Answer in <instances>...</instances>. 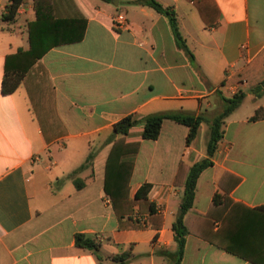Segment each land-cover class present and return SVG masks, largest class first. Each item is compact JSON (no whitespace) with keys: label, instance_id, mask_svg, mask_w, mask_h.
Masks as SVG:
<instances>
[{"label":"crops","instance_id":"obj_1","mask_svg":"<svg viewBox=\"0 0 264 264\" xmlns=\"http://www.w3.org/2000/svg\"><path fill=\"white\" fill-rule=\"evenodd\" d=\"M157 1L174 12L193 60L176 45L168 17L138 0H55L57 14L83 17L86 26L81 41L54 46L39 59L58 119L45 124L46 135L25 84L8 94L1 90L6 56L29 46L33 0L18 6L14 20L0 22V264H113L123 251L131 254L124 264H170L171 225L182 196L173 180L179 162L206 156L208 126L201 123L186 144L188 127L170 119L155 140L142 138V124L112 138L113 125L128 114L208 117L220 107V95L239 90L245 97L225 118L213 164L197 179L193 208L208 211L213 195L223 191L224 173L225 187L227 173L240 178L229 192L236 205L214 210L225 221L220 231L215 219L213 241L186 237L180 264L264 260V94L250 91L264 77V0H205L203 18L190 0ZM9 2L0 0V15ZM118 13L126 17L123 28L114 27ZM258 109L261 116L251 120ZM89 153L91 164L70 176ZM108 158L113 168L132 161L129 198L151 184L148 196L163 217L161 228L120 225L104 190ZM77 233L100 242V260L75 244Z\"/></svg>","mask_w":264,"mask_h":264},{"label":"trees","instance_id":"obj_2","mask_svg":"<svg viewBox=\"0 0 264 264\" xmlns=\"http://www.w3.org/2000/svg\"><path fill=\"white\" fill-rule=\"evenodd\" d=\"M26 0H10L6 7V13L0 15V22H11L16 16L18 6ZM199 9L203 18L201 5L205 0H190ZM35 18L26 24V33L28 40L27 49H18L14 54L7 55L4 64V73L1 81V90L4 94L11 93L23 83L25 84L31 103L32 110L45 133V124L49 121L57 122L58 119L54 109V89L48 78L47 71L39 62V59L50 48L65 43L81 41L84 37L86 19L83 17H62L57 14L55 0H33ZM139 4L152 7L155 11L162 13L168 17L171 31L178 48L182 49L193 60V55L182 37L177 19L172 10L163 7L157 0H138ZM250 91L257 97L264 94V77L257 84L250 88ZM245 93L241 90L235 92L230 97L220 95L221 105L211 116L205 113L190 114L183 112H158L137 117L128 114L121 117L113 125V135L124 137L129 130L142 124V138L148 140L157 139L161 125L164 119H170L188 127L185 142L190 144L197 136L201 123L205 122L208 126V139L206 142V156L193 164L179 162L176 175L173 180L175 186L182 187V196L179 202L178 213L172 222L171 229L173 231L174 250L169 254L170 264H180L186 237L189 234L197 235L208 241H213L209 236L212 232L215 219H219L222 225L220 231H223L224 217H216L214 210L222 207L225 208L229 202L236 205L229 197V192L240 178L227 173L231 178V183L225 187L222 183L223 176L219 180V186L222 192H216L211 200L210 207L205 214L197 213L193 208L196 183L199 175L206 168L212 166V157L215 153L219 141L223 137V126L225 118L232 113L242 102ZM261 109L256 110L255 114L250 118L255 120L261 116ZM47 140V138H46ZM92 153H89L84 163L76 168L69 175L81 171L91 164ZM132 161L123 162L113 168V164L109 161L105 163L104 170V190L111 200L112 209L121 226L126 225L133 228H161L163 225V217L158 213L157 207L150 200L148 194L151 184L143 183L129 198L128 181L131 174ZM77 188L81 187V183L75 181ZM136 207V218L132 219L133 208ZM127 217L126 221L123 219ZM142 217V218H141ZM213 234V233H212ZM75 244L83 249L92 251L98 260L100 242L94 237L77 233L75 234ZM219 245V244H217ZM229 251L242 255L240 251L233 248H225ZM131 254L123 251L113 256V264H124ZM257 264H264L263 258H249Z\"/></svg>","mask_w":264,"mask_h":264},{"label":"built area","instance_id":"obj_3","mask_svg":"<svg viewBox=\"0 0 264 264\" xmlns=\"http://www.w3.org/2000/svg\"><path fill=\"white\" fill-rule=\"evenodd\" d=\"M115 28H123L126 26V17L123 13H118L113 20Z\"/></svg>","mask_w":264,"mask_h":264},{"label":"rangeland","instance_id":"obj_4","mask_svg":"<svg viewBox=\"0 0 264 264\" xmlns=\"http://www.w3.org/2000/svg\"><path fill=\"white\" fill-rule=\"evenodd\" d=\"M181 35H182V34H181ZM245 104L249 106V104H250V101H247Z\"/></svg>","mask_w":264,"mask_h":264}]
</instances>
